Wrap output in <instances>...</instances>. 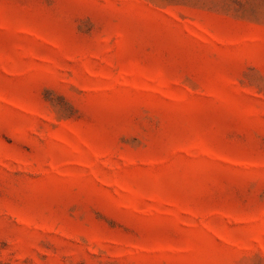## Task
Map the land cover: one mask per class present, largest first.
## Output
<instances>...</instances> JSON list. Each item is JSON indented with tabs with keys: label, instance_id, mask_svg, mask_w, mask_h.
Segmentation results:
<instances>
[{
	"label": "rangeland",
	"instance_id": "rangeland-1",
	"mask_svg": "<svg viewBox=\"0 0 264 264\" xmlns=\"http://www.w3.org/2000/svg\"><path fill=\"white\" fill-rule=\"evenodd\" d=\"M0 264H264V0H0Z\"/></svg>",
	"mask_w": 264,
	"mask_h": 264
}]
</instances>
